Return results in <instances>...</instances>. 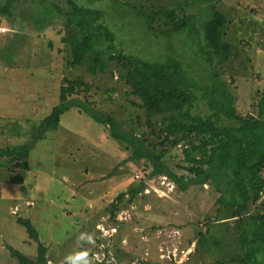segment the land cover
Masks as SVG:
<instances>
[{
	"label": "rangeland",
	"instance_id": "obj_1",
	"mask_svg": "<svg viewBox=\"0 0 264 264\" xmlns=\"http://www.w3.org/2000/svg\"><path fill=\"white\" fill-rule=\"evenodd\" d=\"M5 2L0 0V7ZM45 2L65 7V0ZM170 2L134 0L131 4L166 28L165 18L159 20L154 11L160 5L169 7ZM102 4L105 22L120 48L153 55L162 51L164 39L160 37L159 41L153 37L148 48H140L145 35H154L144 33L133 12L121 21L110 0ZM42 9L28 0L11 16L0 15V149L28 142L31 125L58 103L66 78L81 79L88 92L82 89L78 98L113 116L124 130L145 134L161 153V138L137 121L144 119L143 110L120 79L118 67L111 63L105 73L92 76L84 67L71 65L62 41L67 29L59 18L40 29L35 20ZM204 9L196 6L188 12ZM219 10L229 20L226 39L233 46V57L221 72L236 93L238 113L245 116L253 113L258 93L264 89V0H224ZM207 70L204 65L198 70L205 83ZM193 112L207 115L209 110L201 101ZM164 150V164L188 176L182 148L167 145ZM130 156L125 143L109 137L106 125L76 108L35 145L26 170L1 156L0 264H18L5 245L28 258L36 257L37 244L17 222L20 218L30 220L48 246L49 264H73L85 252L78 264H240L235 260L237 222L217 213L218 194L210 184L180 191L163 176L146 180L151 167L144 161L128 160ZM141 184L144 191L131 198L127 192ZM121 193L125 197L119 200Z\"/></svg>",
	"mask_w": 264,
	"mask_h": 264
},
{
	"label": "trees",
	"instance_id": "obj_2",
	"mask_svg": "<svg viewBox=\"0 0 264 264\" xmlns=\"http://www.w3.org/2000/svg\"><path fill=\"white\" fill-rule=\"evenodd\" d=\"M25 1L28 0H6L0 7V15L11 16ZM34 1L43 6L35 20L40 29H45L55 18L62 20L67 29L62 41L71 65L84 67L92 76L105 73L111 63L118 67L120 79L143 110L144 119L138 117L137 121L161 138L158 146L163 151L158 152L145 134L124 130L113 116L93 109L86 98H78L83 90L88 92L81 79L65 78L58 103L49 115L31 125L28 142L0 149V157L11 158L26 170L35 145L48 132L58 129L65 113L76 108L96 123L106 125L109 137L125 143L131 150L128 160L144 161L151 167L146 180L163 176L180 191L210 184L218 194L217 213L237 222L234 226L238 242L235 260L240 264H264V89L258 93L253 113L240 115L236 109V93L221 72L233 57V46L226 39L229 20L219 10L224 0H171L169 7L160 5L154 15L159 16V20L165 18L162 23L166 28H161L154 17L132 5L134 0H110L117 7L119 20L125 21L123 16L133 12L144 33L154 35H145L140 48H148L153 37L164 39L162 51L155 55L134 50L126 52L119 47L115 32L105 22L107 18L100 8L105 0H83V3L65 0L64 8L47 4L45 0ZM196 6L205 9L197 14L188 12ZM203 65L208 68L204 75L208 78L206 83L198 71ZM201 101L209 110L207 115L193 112ZM167 145L182 148L188 176L179 175L164 164L163 152ZM144 189L141 184L127 193L135 198ZM123 197L125 193L118 199ZM253 205L255 209L251 211ZM113 209L112 215H115L116 208ZM17 222L36 242L37 254L33 259L28 258L5 245L10 257L18 264H49L48 246L41 242L32 222L21 218ZM202 238L205 239L204 235ZM88 254L92 257L90 252Z\"/></svg>",
	"mask_w": 264,
	"mask_h": 264
},
{
	"label": "clouds",
	"instance_id": "obj_3",
	"mask_svg": "<svg viewBox=\"0 0 264 264\" xmlns=\"http://www.w3.org/2000/svg\"><path fill=\"white\" fill-rule=\"evenodd\" d=\"M83 235V234H82ZM90 242H94V241H90ZM87 252L82 253L80 255H77L74 259H73V264H78L79 260H81L83 258L84 255H86ZM95 258V256H94Z\"/></svg>",
	"mask_w": 264,
	"mask_h": 264
}]
</instances>
